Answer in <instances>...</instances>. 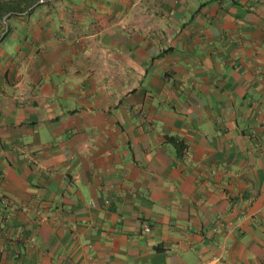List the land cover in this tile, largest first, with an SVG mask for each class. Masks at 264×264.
I'll use <instances>...</instances> for the list:
<instances>
[{
	"label": "crops",
	"instance_id": "crops-1",
	"mask_svg": "<svg viewBox=\"0 0 264 264\" xmlns=\"http://www.w3.org/2000/svg\"><path fill=\"white\" fill-rule=\"evenodd\" d=\"M20 10L0 19V264H264V0Z\"/></svg>",
	"mask_w": 264,
	"mask_h": 264
},
{
	"label": "trees",
	"instance_id": "trees-1",
	"mask_svg": "<svg viewBox=\"0 0 264 264\" xmlns=\"http://www.w3.org/2000/svg\"><path fill=\"white\" fill-rule=\"evenodd\" d=\"M38 0H0V19L8 12H19L22 7L27 8Z\"/></svg>",
	"mask_w": 264,
	"mask_h": 264
},
{
	"label": "built area",
	"instance_id": "built-area-1",
	"mask_svg": "<svg viewBox=\"0 0 264 264\" xmlns=\"http://www.w3.org/2000/svg\"><path fill=\"white\" fill-rule=\"evenodd\" d=\"M144 230L148 231L149 230L148 226H144ZM30 241L33 243L34 242V238H30ZM214 260H216V258Z\"/></svg>",
	"mask_w": 264,
	"mask_h": 264
}]
</instances>
